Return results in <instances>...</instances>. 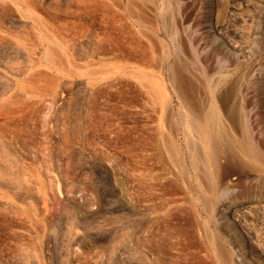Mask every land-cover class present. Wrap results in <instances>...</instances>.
I'll list each match as a JSON object with an SVG mask.
<instances>
[{"label":"rangeland","instance_id":"rangeland-1","mask_svg":"<svg viewBox=\"0 0 264 264\" xmlns=\"http://www.w3.org/2000/svg\"><path fill=\"white\" fill-rule=\"evenodd\" d=\"M177 116L264 153V0H0V264H264V155L193 173Z\"/></svg>","mask_w":264,"mask_h":264},{"label":"bare ground","instance_id":"bare-ground-1","mask_svg":"<svg viewBox=\"0 0 264 264\" xmlns=\"http://www.w3.org/2000/svg\"><path fill=\"white\" fill-rule=\"evenodd\" d=\"M163 122L167 127L157 131L162 136L164 152L180 158L193 173H213L228 155H233L242 167H250L255 156L264 155L263 150L255 151L249 140L231 137L225 121L218 117L177 116L159 124ZM248 248L253 251L254 245L248 244Z\"/></svg>","mask_w":264,"mask_h":264},{"label":"built area","instance_id":"built-area-1","mask_svg":"<svg viewBox=\"0 0 264 264\" xmlns=\"http://www.w3.org/2000/svg\"><path fill=\"white\" fill-rule=\"evenodd\" d=\"M96 191H99L101 194H102V197L105 195L107 197L110 196L109 194V187H107L106 185L104 184H101L98 188H96ZM108 191V192H107ZM82 198V197H80Z\"/></svg>","mask_w":264,"mask_h":264}]
</instances>
